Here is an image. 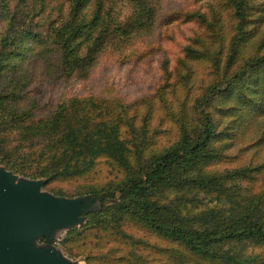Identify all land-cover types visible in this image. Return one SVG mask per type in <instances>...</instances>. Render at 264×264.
I'll list each match as a JSON object with an SVG mask.
<instances>
[{"label": "trees", "instance_id": "trees-1", "mask_svg": "<svg viewBox=\"0 0 264 264\" xmlns=\"http://www.w3.org/2000/svg\"><path fill=\"white\" fill-rule=\"evenodd\" d=\"M125 1L130 12L122 18L114 15L111 0L9 1L0 7V78L21 65L38 32L37 18L50 7L44 36L57 54L60 75H85L108 39L118 41L153 18L152 0ZM219 4L217 9L208 4L209 14L197 7L183 11L184 19L198 20L204 28L177 58L176 80L188 88L192 65L200 62L206 63L208 77L199 92L185 89L176 105L165 95L167 82L156 88L157 107L174 125L175 137L147 156L152 97L141 100L145 108L139 120L135 101L91 94L62 98L34 119L12 105L0 110V165L7 170L40 179L43 186L89 174L100 156L120 169L116 179L79 183L77 194L97 196V207L59 239L66 256L82 254L84 264H106L104 254L83 252L87 238L130 239L120 227L127 220L167 241L150 247L164 254L167 264H264V193L248 194L241 186L242 180L261 175L264 160L223 170L205 167L245 126L258 133L251 146L264 143V0ZM220 9L226 10L228 24ZM24 73L5 76L10 86L0 91V109L24 96ZM169 75L164 69V79ZM260 181L264 185V174ZM248 245L257 250H245ZM114 259L145 262L134 250Z\"/></svg>", "mask_w": 264, "mask_h": 264}, {"label": "rangeland", "instance_id": "rangeland-1", "mask_svg": "<svg viewBox=\"0 0 264 264\" xmlns=\"http://www.w3.org/2000/svg\"><path fill=\"white\" fill-rule=\"evenodd\" d=\"M9 1L11 0H0V7L6 6ZM152 1L156 9L153 18L147 25L133 30L118 41L108 39L99 49L94 62L83 76L78 75L75 71L69 72L67 76L60 75L57 67V54L51 50V46L44 36L43 26L50 17L49 12H53L51 7L48 8L37 18L39 25L36 26V29L38 32L29 40L31 47L26 50L21 65L14 71L5 73L9 80L12 76H17L19 72H25V83L20 90L24 96L20 100L5 102L0 110H5L12 105L18 111L27 109L29 119H34L48 114L62 98L91 94L118 98L125 102L135 101L136 120H139L145 108V104L141 100L145 97H152L153 112L148 121V143L143 149V156L172 142L175 137V128L169 119L161 115V111L157 107L155 90L163 82H167L163 89L166 97L174 105L184 97L185 89L190 90L191 93L199 92L208 77L205 62L192 65L194 73L190 78L188 88L182 87L176 80L175 68L179 66L177 58L182 55L183 47L190 41V38L195 34H201L204 28L198 20L184 19L183 11L197 7L209 14L208 4L217 9L222 0ZM111 5L114 8V15L120 16V18L130 12L129 3L125 0H111ZM219 12L224 22L226 18L230 21L225 9H220ZM2 24V19H0V29ZM224 32L228 33V36L232 34L228 25L224 27ZM10 59L14 61L15 58L12 56ZM166 68L170 71V75L164 79V69ZM5 76L0 78V91L10 86L8 82L6 84ZM218 127L221 128L220 125ZM10 130L5 129V132H10L11 135ZM257 134L254 132V126H245L235 131L230 143L219 152V156L206 163L205 167L223 170L248 162L254 164L256 161L264 160V143L257 147L250 145ZM0 169L8 171L15 182L34 180L24 174L7 170L2 165H0ZM262 174H264V168ZM261 175H256L257 177L253 179L242 180L241 186L248 194L260 191L264 193V185L260 181ZM119 176L120 169L106 157L100 156L89 174L68 180L49 181L43 186L40 183L39 192L48 193L54 197L80 198V206L77 207L78 213L70 225L56 224L41 230L42 234L39 233L37 236L34 234L30 240L33 246L53 250L71 264H84L82 254L66 256L59 243V239L67 228L78 226L84 220V213L97 207V196L78 195V185L85 180L98 184ZM56 188L67 196L54 195L49 190ZM120 227L131 236L130 239L124 238V241L106 237L96 239L89 235L83 252L88 250L91 253L104 254L103 260L106 264H119L120 262L116 261L114 256L129 250H134L139 254L145 260L143 264H157L159 261H164L163 264H167L169 262L164 254H161L157 249L156 252L152 251L150 248L151 246L164 247L167 245L166 240L127 220ZM95 242L97 243L95 244ZM245 247L247 251L257 250V246L248 245Z\"/></svg>", "mask_w": 264, "mask_h": 264}, {"label": "water", "instance_id": "water-1", "mask_svg": "<svg viewBox=\"0 0 264 264\" xmlns=\"http://www.w3.org/2000/svg\"><path fill=\"white\" fill-rule=\"evenodd\" d=\"M40 183V179L15 182L8 171L0 169V264H71L30 240L56 224L70 225L80 198L39 192Z\"/></svg>", "mask_w": 264, "mask_h": 264}]
</instances>
